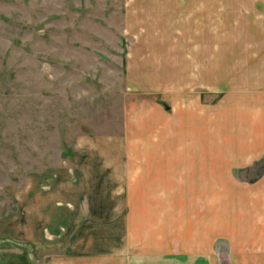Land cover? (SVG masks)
Segmentation results:
<instances>
[{"label":"crops","instance_id":"1","mask_svg":"<svg viewBox=\"0 0 264 264\" xmlns=\"http://www.w3.org/2000/svg\"><path fill=\"white\" fill-rule=\"evenodd\" d=\"M158 1L143 14L168 16L161 31L129 46L120 133L79 143L65 192L86 213L45 264H264V0Z\"/></svg>","mask_w":264,"mask_h":264},{"label":"rangeland","instance_id":"2","mask_svg":"<svg viewBox=\"0 0 264 264\" xmlns=\"http://www.w3.org/2000/svg\"><path fill=\"white\" fill-rule=\"evenodd\" d=\"M158 2L0 0V264L67 249L86 213L65 192L81 175L79 143L120 133L129 46L161 31L168 16L143 14Z\"/></svg>","mask_w":264,"mask_h":264}]
</instances>
